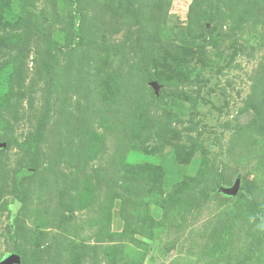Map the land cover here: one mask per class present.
Returning a JSON list of instances; mask_svg holds the SVG:
<instances>
[{
	"label": "rangeland",
	"instance_id": "374dc122",
	"mask_svg": "<svg viewBox=\"0 0 264 264\" xmlns=\"http://www.w3.org/2000/svg\"><path fill=\"white\" fill-rule=\"evenodd\" d=\"M11 255L264 264V0H0Z\"/></svg>",
	"mask_w": 264,
	"mask_h": 264
},
{
	"label": "water",
	"instance_id": "95a60500",
	"mask_svg": "<svg viewBox=\"0 0 264 264\" xmlns=\"http://www.w3.org/2000/svg\"><path fill=\"white\" fill-rule=\"evenodd\" d=\"M239 190V182L236 181L232 188L230 189H223L222 192L226 195H235ZM19 261L18 257L15 255H11L5 260H3L0 264H17Z\"/></svg>",
	"mask_w": 264,
	"mask_h": 264
}]
</instances>
